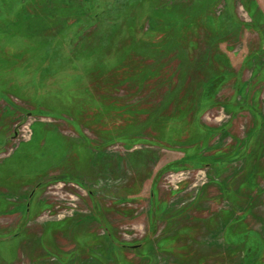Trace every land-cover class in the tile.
<instances>
[{"label":"rangeland","instance_id":"1","mask_svg":"<svg viewBox=\"0 0 264 264\" xmlns=\"http://www.w3.org/2000/svg\"><path fill=\"white\" fill-rule=\"evenodd\" d=\"M0 264H264V0H0Z\"/></svg>","mask_w":264,"mask_h":264},{"label":"trees","instance_id":"2","mask_svg":"<svg viewBox=\"0 0 264 264\" xmlns=\"http://www.w3.org/2000/svg\"><path fill=\"white\" fill-rule=\"evenodd\" d=\"M135 6H136V4H126V6H124V8H122V9H124V11H128V12H131L132 10H133V8H135ZM138 6H140L139 4H137V6L136 7H138ZM120 12H123L122 10H120ZM134 21H135V18L133 19ZM140 21V19L138 20V22ZM133 22V21H132ZM135 23H136V21H135ZM135 23H133L134 24V26H135ZM44 33V31L41 33V34H43ZM40 34V35H41ZM101 38L102 37H100V41H101ZM94 41V40H93ZM96 44V43H95ZM100 44L102 45V46H106V47H108L111 43H109L108 42V40H106L104 43H103V41L102 42H100ZM97 45V44H96ZM101 46V47H102ZM99 50H102V49H99ZM90 52V51H89ZM89 54H91V56H90V58L89 59H93V60H97V57L100 55H98V54H96V52H95V50H92ZM92 56H94V57H96V59L95 58H93ZM149 71L150 70H148L147 72L149 73ZM99 103H101V101H99ZM102 104V103H101ZM100 105V104H99ZM100 107H102V105H100ZM59 112H61L59 109H55L53 112H51L52 114H54V115H57ZM118 132H120V133H127L126 131H124V130H119V131H117V133ZM116 133V134H117ZM140 133V132H139ZM134 135V134H133ZM107 137H111L110 136V134L109 135H107ZM140 137V136H139ZM123 138V135H122V137H119V136H116V138L115 139H122ZM125 139H129V138H125ZM132 140V139H131ZM112 236V235H111ZM98 243V242H97ZM103 245V244H102ZM103 248L101 247V250H102Z\"/></svg>","mask_w":264,"mask_h":264}]
</instances>
